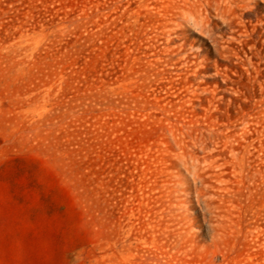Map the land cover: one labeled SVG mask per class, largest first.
<instances>
[{
  "label": "rangeland",
  "instance_id": "obj_1",
  "mask_svg": "<svg viewBox=\"0 0 264 264\" xmlns=\"http://www.w3.org/2000/svg\"><path fill=\"white\" fill-rule=\"evenodd\" d=\"M0 264H264V0H0Z\"/></svg>",
  "mask_w": 264,
  "mask_h": 264
},
{
  "label": "bare ground",
  "instance_id": "obj_2",
  "mask_svg": "<svg viewBox=\"0 0 264 264\" xmlns=\"http://www.w3.org/2000/svg\"><path fill=\"white\" fill-rule=\"evenodd\" d=\"M187 166V165H186ZM192 166V165H191Z\"/></svg>",
  "mask_w": 264,
  "mask_h": 264
}]
</instances>
